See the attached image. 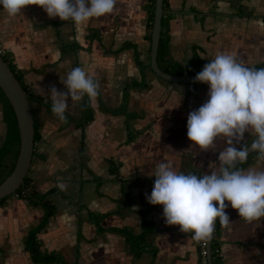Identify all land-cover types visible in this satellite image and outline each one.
I'll return each mask as SVG.
<instances>
[{"label": "crops", "instance_id": "obj_1", "mask_svg": "<svg viewBox=\"0 0 264 264\" xmlns=\"http://www.w3.org/2000/svg\"><path fill=\"white\" fill-rule=\"evenodd\" d=\"M149 0H117L111 14L77 27L73 21L49 18L38 5L26 6L15 17L0 5V46L31 90L44 101L30 99L37 136L29 169L40 191L52 189L56 213L39 232L41 249L60 252L68 264H198L193 233L167 225L163 205L146 199L154 187L156 166L171 162L178 172L198 176L220 171V151L201 150L188 138L187 119L208 99L209 85L176 82L151 68L147 39ZM164 29L171 52L180 63L195 53L206 60L234 55L247 67L264 66V0H167ZM140 63L144 64L141 70ZM75 67L99 82L91 102L93 120L81 126L60 121L52 112L48 91H67L60 76ZM146 79L130 90L128 111L117 107L126 81ZM83 100L71 101L68 112L83 114ZM0 101V146L6 134ZM253 138L245 132L244 140ZM255 156L245 167L264 170ZM228 228L212 237L218 264H264V218L246 222L229 201ZM42 204L16 193L0 205V264H59L37 262L26 248V236L42 220ZM97 215H102L100 223ZM145 221L151 230L135 254L127 229L140 235ZM214 239V242H213Z\"/></svg>", "mask_w": 264, "mask_h": 264}, {"label": "clouds", "instance_id": "obj_2", "mask_svg": "<svg viewBox=\"0 0 264 264\" xmlns=\"http://www.w3.org/2000/svg\"><path fill=\"white\" fill-rule=\"evenodd\" d=\"M116 4L117 0H0L9 16L38 5L49 18L71 20L77 27L111 14ZM196 82L209 85V99L189 113L187 136L204 151L215 149L218 137L226 140L228 146L218 157L220 171L198 176L176 171L171 162L159 163L146 199L152 205H163L167 225H179L181 232L193 233L194 241L206 242L213 237L217 218L223 228L231 223L226 200L246 222L264 218V170L237 167L247 162L249 152L264 161V68L247 67L234 55L220 53L196 74ZM60 83L67 91L53 84L48 100L53 114L65 123L69 97L79 102L87 96L91 103L99 95V82L82 67L61 75ZM245 132L253 134L251 146L238 149L235 145L244 140Z\"/></svg>", "mask_w": 264, "mask_h": 264}, {"label": "trees", "instance_id": "obj_3", "mask_svg": "<svg viewBox=\"0 0 264 264\" xmlns=\"http://www.w3.org/2000/svg\"><path fill=\"white\" fill-rule=\"evenodd\" d=\"M166 5H167V0H164L165 12H166ZM148 7H149V19L147 23L146 37L147 39L151 41L152 27H153V21H154L155 0H149ZM150 50H151V46H150ZM2 55L5 58V60L9 63V65L12 67V69L15 71L17 77L22 82V85L27 90L30 99H37L39 101H44V98L35 94L31 90L30 85L24 80L22 75L17 71L16 65L11 60L9 54L5 52ZM158 61H159L160 66L165 71L170 72L172 74L197 73V72L202 71L203 66L206 63L210 62L209 60L202 58L196 53L185 63H180L179 61L175 60L171 52L170 34L167 33L166 30L164 29V16H163L162 35L160 39V46H159V53H158ZM140 67L142 70L144 69L145 65L140 63ZM253 67L256 69L264 68V66H261V65H255ZM199 83L201 82H196L193 84L196 85ZM146 84H147L146 79H141V80L131 79L129 81H126L124 85V90H123L122 103L117 107H109L107 105L100 103L101 108L104 110L111 111V112L128 111L127 104H128V99H129L131 88L145 86ZM0 101L3 107V118L7 126L4 140L0 146V182H1L11 173L15 165V161H16V158L19 152L20 135H19V128H18L16 114L14 112V109L7 95L4 93L1 87H0ZM82 105H83V114L80 117H75L70 112L68 111L66 112L67 124H74L75 126H81L93 120L95 109L92 103L89 102L87 96L84 97ZM49 106L52 107L50 103H49ZM35 127H36V123H35ZM36 136H37V130L35 131V139H36ZM252 139L247 142L241 143L238 149L243 148L245 144L247 145L250 144L252 142ZM255 156H257V153L255 152L250 153L247 162L240 164V165L238 164L237 167H241V168L245 167ZM13 193H17L21 198L25 199L28 202L35 203V204L40 203L43 205L45 209L41 222L36 227L31 229L26 236V248L27 250H29L32 258L37 262H45V263L46 262H58L59 264H68L66 259L60 252H57V251L45 252L41 249L39 232L47 225V223L56 213V204L51 195L52 189L40 191L37 188H35V186L32 183V178L28 171L25 177L24 184L20 186L19 188H17ZM10 195L0 198V205L4 204ZM101 217L102 215H97L96 219L98 223H100ZM151 225L152 223L150 221H145V230L140 235L133 234L129 229L126 230L127 237L129 239V242L135 254H138L143 250L141 241L143 238L146 237L147 233L151 230L152 228ZM220 227L221 225L219 223V219L217 218L216 225H215V231L219 229ZM215 231H214L213 236L215 235ZM213 242H214V239H213ZM211 252H212L213 263L218 264L219 260L215 256L213 246H212Z\"/></svg>", "mask_w": 264, "mask_h": 264}, {"label": "water", "instance_id": "obj_4", "mask_svg": "<svg viewBox=\"0 0 264 264\" xmlns=\"http://www.w3.org/2000/svg\"><path fill=\"white\" fill-rule=\"evenodd\" d=\"M164 0H155L154 21L151 37V68L159 76L176 82H193L198 73L172 74L159 64L158 53L163 28ZM0 87L7 95L16 114L20 146L11 173L0 182V198L10 195L25 182L30 169L35 143V119L27 90L17 77L15 71L0 53ZM249 148L251 143L248 144ZM251 152H249L250 154ZM218 206V202H213ZM212 238L209 240V258L212 260Z\"/></svg>", "mask_w": 264, "mask_h": 264}, {"label": "built area", "instance_id": "obj_5", "mask_svg": "<svg viewBox=\"0 0 264 264\" xmlns=\"http://www.w3.org/2000/svg\"><path fill=\"white\" fill-rule=\"evenodd\" d=\"M5 52V48L0 46V53L3 54ZM197 244L200 252V260L198 264H214L213 261L209 258V240L206 242H197Z\"/></svg>", "mask_w": 264, "mask_h": 264}]
</instances>
